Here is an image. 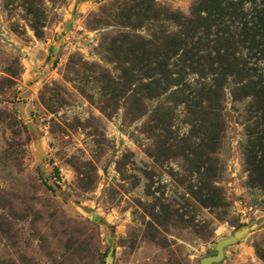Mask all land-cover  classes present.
Listing matches in <instances>:
<instances>
[{
	"label": "rangeland",
	"instance_id": "rangeland-1",
	"mask_svg": "<svg viewBox=\"0 0 264 264\" xmlns=\"http://www.w3.org/2000/svg\"><path fill=\"white\" fill-rule=\"evenodd\" d=\"M264 264V0H0V264Z\"/></svg>",
	"mask_w": 264,
	"mask_h": 264
},
{
	"label": "water",
	"instance_id": "water-1",
	"mask_svg": "<svg viewBox=\"0 0 264 264\" xmlns=\"http://www.w3.org/2000/svg\"><path fill=\"white\" fill-rule=\"evenodd\" d=\"M238 234L239 233H235L234 235L218 240L215 244L216 253L213 255H207V256L202 257L200 259V264H212L213 262L220 260L221 257L223 256L224 245L229 242L235 241Z\"/></svg>",
	"mask_w": 264,
	"mask_h": 264
}]
</instances>
